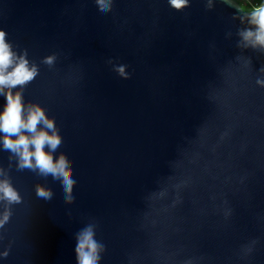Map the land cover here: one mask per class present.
Wrapping results in <instances>:
<instances>
[{
  "label": "water",
  "instance_id": "water-1",
  "mask_svg": "<svg viewBox=\"0 0 264 264\" xmlns=\"http://www.w3.org/2000/svg\"><path fill=\"white\" fill-rule=\"evenodd\" d=\"M98 3L0 0L5 40L37 68L12 92L42 106L53 170L74 181L66 199L0 143L19 197L0 194V264H78L89 227L98 264H264V47L241 35L255 26L235 0Z\"/></svg>",
  "mask_w": 264,
  "mask_h": 264
},
{
  "label": "clouds",
  "instance_id": "clouds-1",
  "mask_svg": "<svg viewBox=\"0 0 264 264\" xmlns=\"http://www.w3.org/2000/svg\"><path fill=\"white\" fill-rule=\"evenodd\" d=\"M110 3L111 0H99L97 6L102 14L109 10ZM169 3L176 9H182L188 5L189 0H169ZM240 6L246 12L248 22L255 26L254 30L249 29L241 33L243 40L253 47H264V0H259L252 6L251 11L243 0ZM51 59L47 58V62L50 63ZM36 74V66H30L24 56L17 57L5 40L4 31L0 30V94H3L6 100L3 109H0V143L19 156L21 167L35 168L42 184L61 186L66 199H71L74 181L68 170L63 164L53 170L51 160L59 154L60 145L54 139L53 131L47 130L50 128V120L44 109L38 104L26 107L22 94L19 91L12 92L15 86L24 85ZM49 140H52V143H48ZM45 155L49 157V161H45ZM0 194L9 201L19 199L7 181H0ZM37 204L50 207L52 201L38 196ZM101 248L102 246L94 240L91 227L82 231L76 249L78 264H98Z\"/></svg>",
  "mask_w": 264,
  "mask_h": 264
},
{
  "label": "trees",
  "instance_id": "trees-1",
  "mask_svg": "<svg viewBox=\"0 0 264 264\" xmlns=\"http://www.w3.org/2000/svg\"><path fill=\"white\" fill-rule=\"evenodd\" d=\"M235 1H237V0H235ZM237 2L238 3L239 2L241 3V0H238ZM243 2L246 3V4H248L249 11H251L252 6H254L255 4H257L259 2V0H243ZM240 3H239V5H240Z\"/></svg>",
  "mask_w": 264,
  "mask_h": 264
},
{
  "label": "rangeland",
  "instance_id": "rangeland-1",
  "mask_svg": "<svg viewBox=\"0 0 264 264\" xmlns=\"http://www.w3.org/2000/svg\"><path fill=\"white\" fill-rule=\"evenodd\" d=\"M238 1V0H237ZM240 3V2H239Z\"/></svg>",
  "mask_w": 264,
  "mask_h": 264
}]
</instances>
